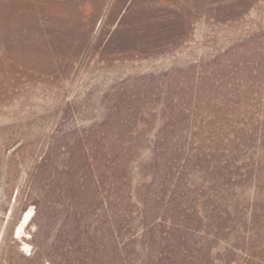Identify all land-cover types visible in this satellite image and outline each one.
Listing matches in <instances>:
<instances>
[{
    "label": "rangeland",
    "instance_id": "rangeland-1",
    "mask_svg": "<svg viewBox=\"0 0 264 264\" xmlns=\"http://www.w3.org/2000/svg\"><path fill=\"white\" fill-rule=\"evenodd\" d=\"M241 1L247 10L229 19L222 16L225 5L238 0H0V264H76L73 251L83 231L108 226L101 216L107 196L102 161L95 169L85 161L104 150L87 131L108 114L107 92L122 80L134 84L139 75L158 77L200 58L207 70L251 69L264 57V0ZM127 5L122 26L109 37L113 25L104 23ZM158 117L144 133L148 138L158 132ZM147 140L131 164L133 186L150 181L140 171L153 155ZM245 189L242 219L250 225L256 215V233L236 226L240 239L231 247V234L217 241L190 232L191 248L178 262L264 264V201L253 186ZM229 202L232 214L242 204ZM29 208L35 211L26 229L32 247L24 256L12 230Z\"/></svg>",
    "mask_w": 264,
    "mask_h": 264
},
{
    "label": "trees",
    "instance_id": "trees-1",
    "mask_svg": "<svg viewBox=\"0 0 264 264\" xmlns=\"http://www.w3.org/2000/svg\"><path fill=\"white\" fill-rule=\"evenodd\" d=\"M242 3L225 5L222 16L232 19L244 12L248 3ZM128 7L109 15L103 25H113L109 37L122 26ZM206 61L200 58L158 77L139 75L134 84L122 80L107 92L108 114L87 131L104 150L85 161L92 169L102 161L107 196L101 216L108 226L83 231L73 251L76 264H182L176 257L189 252L190 232L203 231L217 241L231 234V247L240 239L236 226L256 233L258 217L251 214L248 225L242 214L246 186L264 201V57L251 69L227 64L207 70ZM157 114L158 132L148 138L144 133ZM143 138L153 155L140 171L150 181L133 186L129 172ZM100 186L97 179L93 195ZM229 198L242 200L234 214ZM222 200L227 201L216 202Z\"/></svg>",
    "mask_w": 264,
    "mask_h": 264
},
{
    "label": "bare ground",
    "instance_id": "bare-ground-1",
    "mask_svg": "<svg viewBox=\"0 0 264 264\" xmlns=\"http://www.w3.org/2000/svg\"><path fill=\"white\" fill-rule=\"evenodd\" d=\"M34 216H35V211L32 208H29L28 210L26 209L23 210L18 222L15 224L12 230L13 238L21 241L20 243L24 247V250H27L28 255L31 254L32 246L26 240L27 237L30 236V233H27L26 229L32 224ZM20 250L22 251L23 249H20Z\"/></svg>",
    "mask_w": 264,
    "mask_h": 264
},
{
    "label": "built area",
    "instance_id": "built-area-1",
    "mask_svg": "<svg viewBox=\"0 0 264 264\" xmlns=\"http://www.w3.org/2000/svg\"><path fill=\"white\" fill-rule=\"evenodd\" d=\"M21 247V249H23L22 251L25 253V254H23L24 256H29L28 254H27V250H24V247L23 246H20Z\"/></svg>",
    "mask_w": 264,
    "mask_h": 264
}]
</instances>
